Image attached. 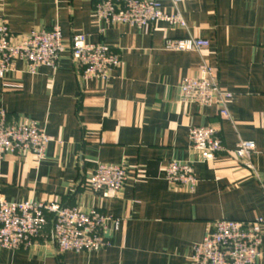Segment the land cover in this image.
<instances>
[{"label":"crops","instance_id":"crops-1","mask_svg":"<svg viewBox=\"0 0 264 264\" xmlns=\"http://www.w3.org/2000/svg\"><path fill=\"white\" fill-rule=\"evenodd\" d=\"M152 1V0H149ZM174 14L171 0H153ZM96 0H0V23L15 35L59 26L65 45L74 35L120 55L107 82L83 81L67 49L56 69L31 75L24 62L0 77V112L36 121L50 138L43 161L8 156L0 165V196L12 203L57 202L113 220L111 246L99 252L57 254L42 239L31 249L0 250V264H191L195 245L220 220L264 219V0H182L186 28L160 22L151 29L100 25ZM203 39V53L168 51L167 40ZM205 58L222 89L233 95L232 121L215 107L180 101V84L197 77ZM214 126L228 151L252 142L254 172L229 156L201 162L191 151L190 129ZM193 162L194 191L174 189L166 167ZM97 164L127 165L118 193L79 186ZM262 258L264 264V236Z\"/></svg>","mask_w":264,"mask_h":264},{"label":"built area","instance_id":"built-area-1","mask_svg":"<svg viewBox=\"0 0 264 264\" xmlns=\"http://www.w3.org/2000/svg\"><path fill=\"white\" fill-rule=\"evenodd\" d=\"M174 14H168L157 1L149 0H96L94 18L100 25H129L151 29L160 22L170 27L186 28L179 11L182 0H171ZM210 42L203 39L167 40L165 48L176 52L203 53ZM72 54L83 81L107 82L110 73L120 67L119 54L105 44H90L83 35H74L70 45H65L59 26L50 31H34L28 35H15L6 22L0 23V77L13 72L18 62H24L31 75L42 67L56 69L61 55ZM264 65V47H263ZM197 77H188L180 84V101L202 108L215 107L220 119L232 121L229 105L233 95L221 88L218 74L208 60L203 58ZM49 136L36 121L9 120L0 112V165L10 156L33 155L38 163L43 161ZM191 151L201 162H212L222 155L243 164L254 172L252 158L256 146L240 141L235 151H228L219 130L214 126L190 129ZM127 165L97 164L83 184L94 193L120 192L130 178ZM166 179L174 189L194 191L198 185L193 162H171L165 170ZM53 231H52V222ZM110 223L113 220L98 210L88 212L61 205L42 203L30 199L12 203L0 196V250L31 249L44 239L54 241L57 254L66 252H99L111 246ZM264 219L249 223L220 220L214 222L203 241L193 248L191 264H257L262 258Z\"/></svg>","mask_w":264,"mask_h":264},{"label":"water","instance_id":"water-1","mask_svg":"<svg viewBox=\"0 0 264 264\" xmlns=\"http://www.w3.org/2000/svg\"><path fill=\"white\" fill-rule=\"evenodd\" d=\"M83 180H84L83 163L81 162V179H80V181L78 183L79 186H81L83 184ZM53 223H54V221L52 222V231H53ZM51 242L54 243L53 240Z\"/></svg>","mask_w":264,"mask_h":264}]
</instances>
